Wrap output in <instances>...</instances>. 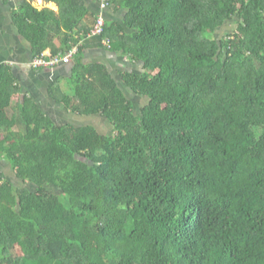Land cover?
I'll list each match as a JSON object with an SVG mask.
<instances>
[{
  "label": "trees",
  "instance_id": "16d2710c",
  "mask_svg": "<svg viewBox=\"0 0 264 264\" xmlns=\"http://www.w3.org/2000/svg\"><path fill=\"white\" fill-rule=\"evenodd\" d=\"M44 1L59 12L16 0L12 20L33 59L77 48L72 94L57 78L50 97L112 132L13 105L0 65V159L23 185L0 173V264H264V0H108L126 14L95 37L100 6ZM104 37L134 65L120 80L78 63Z\"/></svg>",
  "mask_w": 264,
  "mask_h": 264
},
{
  "label": "crops",
  "instance_id": "0c3cea01",
  "mask_svg": "<svg viewBox=\"0 0 264 264\" xmlns=\"http://www.w3.org/2000/svg\"><path fill=\"white\" fill-rule=\"evenodd\" d=\"M36 4H32L39 11L50 9L55 13L59 12V7L54 2H45L44 0H32ZM87 7L93 13H97L100 0H85ZM16 8V0H10L8 3L0 0V65L9 64L16 76L18 77L21 93L13 99V105H16L25 95L34 97L43 108L44 112L53 117L54 112L66 110L58 106L49 95V87L55 79L60 80L61 88L67 94H72L69 80L72 77L76 66V59L73 57L69 65H60L54 68L34 69L32 66L33 54L30 46L17 33L12 20V13ZM126 14V11H117L108 8L105 11L106 21L121 22ZM94 18L86 21L90 27L94 24ZM55 46L59 47L61 42L59 37L55 39ZM45 56L51 55L48 50L44 53ZM78 63L84 65H102L118 80L121 79L120 72L134 70V65L130 62L127 56L120 52L112 51V47L102 46H87L78 57ZM77 63V64H78ZM121 85V84H120ZM54 118V117H53ZM55 120V119H54ZM9 164L0 159V173L10 170ZM5 174V173H4Z\"/></svg>",
  "mask_w": 264,
  "mask_h": 264
},
{
  "label": "rangeland",
  "instance_id": "374dc122",
  "mask_svg": "<svg viewBox=\"0 0 264 264\" xmlns=\"http://www.w3.org/2000/svg\"><path fill=\"white\" fill-rule=\"evenodd\" d=\"M32 2L34 5L36 4L35 1ZM235 30H236V26L230 23L228 24V26L224 27L221 31L217 33V38H223L226 33H231L234 32ZM130 96L132 101L136 104L137 107L142 106L143 104L146 103V99H141L134 94H130ZM53 117L55 121L60 124L70 123L77 126L91 125V126H95L102 134H110L112 132V126L104 118H101V116L83 117V116L71 114L69 112H66V114H64L63 111H58L53 113ZM9 168L10 170L5 172V175L6 176L8 175L9 176L8 178H12L13 181L11 179L9 180H11L15 184L16 181H15L14 173L12 172L11 166ZM16 183L18 186H23L19 181H17Z\"/></svg>",
  "mask_w": 264,
  "mask_h": 264
},
{
  "label": "built area",
  "instance_id": "2783aa9c",
  "mask_svg": "<svg viewBox=\"0 0 264 264\" xmlns=\"http://www.w3.org/2000/svg\"><path fill=\"white\" fill-rule=\"evenodd\" d=\"M108 8V0H101L100 2V10L99 13L97 14L98 18L96 23L94 24L93 29L90 31L89 36L90 37H95V36H103L105 32V27H106V22H105V10ZM102 44L105 45L108 48H111L112 46V40L108 37H104L102 39ZM77 52V48H73L72 51L67 53L65 56H56V57H51L49 60L45 59V54H43L41 57H36L33 62L32 66L36 68H41V67H57L62 64H67L72 61L74 55Z\"/></svg>",
  "mask_w": 264,
  "mask_h": 264
}]
</instances>
